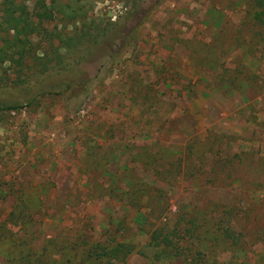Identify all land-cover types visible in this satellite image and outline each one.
<instances>
[{
  "label": "rangeland",
  "instance_id": "obj_1",
  "mask_svg": "<svg viewBox=\"0 0 264 264\" xmlns=\"http://www.w3.org/2000/svg\"><path fill=\"white\" fill-rule=\"evenodd\" d=\"M19 1L35 33L24 71L0 65V109L16 108L0 111V264H39L43 247L54 258L82 240L134 246L101 264H151V233L180 214L204 223L187 242L199 264H264L255 0H74L80 20L109 32L84 61L46 72L43 53L71 27L54 0ZM228 218L236 245L218 230Z\"/></svg>",
  "mask_w": 264,
  "mask_h": 264
},
{
  "label": "trees",
  "instance_id": "obj_2",
  "mask_svg": "<svg viewBox=\"0 0 264 264\" xmlns=\"http://www.w3.org/2000/svg\"><path fill=\"white\" fill-rule=\"evenodd\" d=\"M56 15L59 17V23L62 26H69L71 30L66 32H56L54 36L59 42V46L52 52V57L43 53L39 66L40 69L46 72L53 64L55 68L68 70L73 63L84 61L85 54H88L91 48L99 43V39L106 37L109 29L98 28L94 25V21L81 19V10L77 7L74 0H54ZM256 12L254 20L261 27L264 33V0H255ZM0 65L8 64L20 72L24 71L27 66V61L32 57L33 49L31 37L34 35V28H29L24 24L29 17V11L22 1L16 0H0ZM39 20L46 19V14H37ZM81 27L76 24L81 22ZM64 49L63 52H60ZM70 52L72 55L66 61V54ZM46 59V60H45ZM2 80L0 79V82ZM13 107H7L1 110L12 111ZM197 217H188L186 214H180L179 219L173 222L172 226L166 224L156 228L149 237V244L153 248L161 249L160 253L154 255V261L151 264H156L160 261L162 255L183 256L189 257L190 262L199 264L204 261V254L200 250H193L187 243L191 239L202 240V229L204 223ZM225 221V220H224ZM221 223L224 226H219L224 241H232L233 244H238V236L230 225L229 218ZM221 236V237H222ZM216 237H218L216 235ZM219 238V237H218ZM185 244V246H182ZM48 246V245H46ZM49 249H51L49 247ZM43 247L42 260L38 259L39 264H79V263H106V261L114 259L118 262H124L133 252L134 246L128 243H114L107 245L101 242L85 241L78 245H73L67 251L63 249L60 255L54 258L47 257L48 250Z\"/></svg>",
  "mask_w": 264,
  "mask_h": 264
}]
</instances>
